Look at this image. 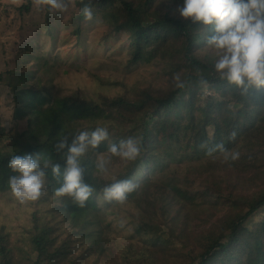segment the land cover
<instances>
[{
    "label": "trees",
    "instance_id": "obj_1",
    "mask_svg": "<svg viewBox=\"0 0 264 264\" xmlns=\"http://www.w3.org/2000/svg\"><path fill=\"white\" fill-rule=\"evenodd\" d=\"M26 1L21 9L30 11L32 0ZM74 2L79 9L73 20L74 33L79 39L86 21L83 8L89 6L93 20L106 24V39L128 35V65L164 61L171 84L164 91L148 85L137 90L134 97L104 95L95 100L55 93L42 86L32 67H21L11 78L7 75L15 109L28 121L31 137L36 139L33 135L37 133L49 145L37 141L32 146L19 127L9 131L0 127V192L11 190L9 177L16 175L8 167L10 159L39 153L42 165L48 161L61 165L59 178L50 167L46 169L47 199L55 196L63 182L65 158L52 149L54 144L66 136L71 144L70 135L96 127L108 128L110 135L81 160L85 182L94 189L85 206L80 207L70 197H60L61 205L54 206L49 214L40 210L33 213L25 237L15 243L0 224V264H264V216L255 221L264 209V89L253 88L243 95L237 86L219 78L214 68L215 52L206 46V37L212 33L180 17L177 8L183 0ZM48 63L43 65L48 67ZM176 74L184 88L176 86ZM205 88L212 93L205 95ZM217 98H222L218 105L214 102ZM232 132L236 133L234 140L230 139ZM128 137L140 140L141 156L128 161L116 179L144 177L127 199H132L140 211L136 231L148 237H143L142 248L129 246L113 252L111 239L102 236L96 211L103 188L113 180L95 175L96 158L108 152L110 143L118 144ZM202 144H223L239 152V159L225 162L219 152L213 154L215 159L209 157ZM175 163L184 165L181 178H175L179 176L175 170L167 182L149 184L154 175L164 179V172ZM249 184L256 189L245 195L239 188L245 185L249 189ZM198 199L210 203L215 215L221 213L219 202L230 204L231 212L212 226L207 217L202 223L188 224L189 216L182 213ZM59 217L62 221L57 222ZM64 223L70 232L63 231Z\"/></svg>",
    "mask_w": 264,
    "mask_h": 264
},
{
    "label": "rangeland",
    "instance_id": "obj_2",
    "mask_svg": "<svg viewBox=\"0 0 264 264\" xmlns=\"http://www.w3.org/2000/svg\"><path fill=\"white\" fill-rule=\"evenodd\" d=\"M67 2L68 10L59 12L49 11L48 6L38 8L34 6L33 0L30 11L21 9L27 3L26 0H0V127L7 131L14 129L15 126L19 127L26 133L32 146L37 141L46 147L49 144L46 138L37 133L33 135L36 139L31 137L28 121L15 109L12 91L6 79L8 74L10 78L13 77L16 70L21 67L25 69L32 67L33 71L37 72L42 86H49L57 94L78 95L95 100L104 95L113 97L126 94L134 97L137 90L148 85L164 91L171 84L170 77L165 73L164 61L153 60L128 65V35L122 33L106 39L107 27L102 21L93 19L84 21L83 35L79 39L74 33L76 24L73 21L79 14V9L74 0ZM46 61H49L48 67L43 65ZM46 67L48 72L45 71ZM202 92L209 95L212 89L205 88ZM202 99H205V96ZM221 101L222 98H217L214 102L218 105ZM201 105L202 103L198 104ZM138 131L140 132V129ZM209 134L212 136L213 127L209 128ZM55 145L56 143L54 147ZM52 149L56 150L53 147ZM98 156L110 158L107 173H101L97 168L95 170V175L105 181L117 178L129 164L128 161L111 156L109 152L99 154L97 158ZM183 168L184 165L181 163L171 164L164 172V179H157L158 175H154L149 184L167 182L166 179L171 178L175 170L179 172V176L175 177L178 180L182 177ZM143 178L141 175L133 181L138 184ZM199 181L200 179L197 180ZM143 187L144 184L139 185L142 196ZM255 189L250 184L249 189L245 185L239 188L240 191H245L243 192L245 195H249ZM43 192L38 200L25 203H20L11 190L0 192V224L10 232L12 242L21 241L25 237V228L30 227L31 217L35 211L40 210L43 214H49L54 206L61 205L60 197L49 196L52 200L50 202L49 198L47 199L49 193L46 187ZM99 201L100 207L96 211L99 210L97 216L101 220L102 236L111 239L112 251L125 250L129 246L142 248L144 239L148 236L144 237L135 229L140 211L134 201L132 199H127L124 203L106 201L104 196H99ZM197 202L182 213L184 217L189 216L188 224L202 223L207 217L209 225L212 226L217 224L216 221L220 218L225 219L231 212L228 203L219 202L221 213L215 215L213 214L215 208L210 203L203 202L202 199H198ZM263 216L264 209L255 216V221ZM60 221L61 217L57 219V222ZM61 226L63 231H71L68 224L64 223ZM163 234L167 236V231ZM175 244L180 245L177 242ZM36 256L35 254L34 257Z\"/></svg>",
    "mask_w": 264,
    "mask_h": 264
},
{
    "label": "clouds",
    "instance_id": "obj_3",
    "mask_svg": "<svg viewBox=\"0 0 264 264\" xmlns=\"http://www.w3.org/2000/svg\"><path fill=\"white\" fill-rule=\"evenodd\" d=\"M33 4L38 8L48 6L49 11L59 12H66L69 7L67 0H33ZM177 12L181 18L190 19L193 24H201L204 30L211 31L212 34L206 37V46L215 52L214 68L220 79L237 86L243 95H248L253 88L264 89V0H183ZM83 15L86 20L93 19L89 6L83 8ZM174 80L178 88L185 87L178 74ZM109 135L108 128L96 127L70 135L71 144L69 136L56 143L57 152L63 153L65 158L63 182L55 190L56 196L70 197L80 207L85 206L94 189L85 182L81 160L90 149H98L102 142L109 140ZM235 138L236 133L232 132L230 139ZM201 147L206 148V155L214 159L213 154L219 152L225 162L229 159L235 161L240 156L239 152L230 151L223 144H202ZM141 151V142L135 137L120 140L118 144L110 143L108 147L111 156L129 162L136 161ZM109 163L110 158L98 156L96 168L101 173H107ZM8 167L16 173L9 177L8 183L20 203L36 201L44 194L46 169L49 167L55 177L61 176V165L50 161L42 165L39 153L35 156L15 155ZM137 188L138 184L133 180L113 178V182L103 188L104 199L124 203L128 194Z\"/></svg>",
    "mask_w": 264,
    "mask_h": 264
}]
</instances>
